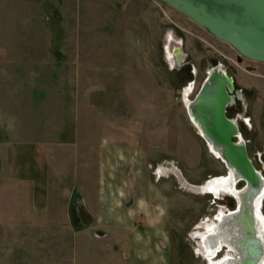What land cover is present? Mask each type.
Returning <instances> with one entry per match:
<instances>
[{"label": "rangeland", "instance_id": "1", "mask_svg": "<svg viewBox=\"0 0 264 264\" xmlns=\"http://www.w3.org/2000/svg\"><path fill=\"white\" fill-rule=\"evenodd\" d=\"M172 37L187 52L182 70L164 49ZM214 63L243 90L228 113L264 174V62L162 0H0V150L39 141L51 158L50 200L39 206L32 183L9 177L0 157V264H106L111 250L115 264H129L125 240L134 227L153 235L150 264H209L194 233L236 200L201 192L229 169L191 121L185 92L190 87L193 99ZM112 125L133 133L128 154L102 149L117 130ZM63 133L69 144L81 134L96 153L81 157L73 144L55 149ZM105 170L104 206L114 201V220L80 228L73 203L79 191L71 195L67 186L79 178L94 196ZM97 229L109 236H92Z\"/></svg>", "mask_w": 264, "mask_h": 264}, {"label": "water", "instance_id": "2", "mask_svg": "<svg viewBox=\"0 0 264 264\" xmlns=\"http://www.w3.org/2000/svg\"><path fill=\"white\" fill-rule=\"evenodd\" d=\"M162 1L228 42L241 55L264 62V0ZM234 91L243 96L235 88L233 76L222 63H217L210 67L188 106L191 121L209 147L220 152L237 182L244 181L236 207L223 215L219 231L210 235L209 246L216 256L220 237H224L237 250V257L224 255L217 264H263L264 227L256 199L264 195V174L251 158L238 122L227 113L229 104L236 98ZM77 209L82 224L91 225L94 216L82 201Z\"/></svg>", "mask_w": 264, "mask_h": 264}, {"label": "crops", "instance_id": "3", "mask_svg": "<svg viewBox=\"0 0 264 264\" xmlns=\"http://www.w3.org/2000/svg\"><path fill=\"white\" fill-rule=\"evenodd\" d=\"M111 122H112L111 124L114 123L113 121ZM112 127L117 130L114 133L110 134L111 136H108L105 147L103 146V143L101 144L102 149L106 151V154H109L110 151L117 152L119 153V155L128 154V150H129V146H128L129 139L128 138L131 134L133 135V133L129 130L121 131V129L117 126L112 125ZM66 139H67L66 135L63 133L58 139L62 142L52 143V145H55L54 146L56 147L55 149L57 148L64 149V147H66L67 144L70 146L73 144L75 146L73 145L72 146L74 147V149H76L77 152L78 151L80 152L79 155H81V157L91 155L92 151L96 153L97 149L95 150L94 146H92V148H90L89 150V145L87 146L86 144L88 143V141L84 140L81 134H79L78 137L74 136L72 140L77 139L78 141L72 142V144L65 142ZM45 146L46 145H44L43 142H39V141H33V142H27V143L14 141V142H8L6 147L0 150L1 162H4L5 164L7 175L13 178L14 180H18L21 182L24 180H29L32 183V193H33L34 202L36 203V205H39V206L48 205L49 200H50L48 190L50 189L49 172H50L51 158H50V155L47 153V151L44 149ZM102 149L99 153V156L100 154L102 155L105 154L104 150ZM2 158L4 160H2ZM90 164L88 165V161H87L85 164H83V168L88 169V167H91ZM105 180L106 181L109 180L107 178L106 170L103 171V175L100 179V184H102V188L100 187L101 188L100 189L98 188V186H95V192H97L96 187L99 190H98L97 195L94 192V196L88 190V187L84 188L80 186L79 178L74 179L73 185H68L67 189H69V192L71 195H72V189L79 191V194H78L79 196H77L78 198L76 199V201H73V203L75 202V211H76L77 201H82L83 204L87 207V209H89V211L93 214L94 216L93 223L97 221L98 224L101 225L102 223H106L107 221H109L108 222V226H109L114 220L112 216L115 214V212L113 211V208L115 206H113L114 205L113 200L109 204V206L107 205L104 206V202H105L104 194H106L105 187L107 186ZM124 181L127 183L126 180ZM79 187H80V190L78 189ZM84 192H88L89 195L87 196ZM59 198L60 196H58V194H55L53 196L52 202L53 203L58 202ZM71 203H72V200L69 197L67 201V214H68L69 220H71L70 218L71 217ZM103 208L105 209V212ZM85 227L86 226L82 225L80 228H85ZM88 232L86 233L88 234ZM98 232L100 233V234H97L98 239L106 238L109 236L107 229H103V230L97 229L95 232H92V233L89 232V234L91 233L92 236L96 237L95 234ZM128 232L131 235V237L127 236L125 240V247L128 250L127 254H129V251L131 253V257L129 256V264H150L151 262L150 256L153 254L152 253L153 252L152 250L153 249V246H152L153 235L151 236L150 232L148 234L147 231L145 232L142 229H140V231L136 230L135 227L132 228L131 230H128ZM107 247L110 248L108 249V252L109 250L113 249V245H107ZM95 253H97L96 256L100 257V254H98V251H95ZM116 253H117V250H114V251L111 250L108 253V255L109 256L111 255V256H110V259H108V262L106 264H115L112 256L115 255ZM154 261L155 259H153V262Z\"/></svg>", "mask_w": 264, "mask_h": 264}, {"label": "bare ground", "instance_id": "4", "mask_svg": "<svg viewBox=\"0 0 264 264\" xmlns=\"http://www.w3.org/2000/svg\"><path fill=\"white\" fill-rule=\"evenodd\" d=\"M182 50H183V47H182ZM168 54H169V56H171L172 52H170L168 50ZM191 89H192V87H191ZM188 90H190V87L188 88ZM188 90H186V92H185V100H186L187 108L189 106V103L192 100V99L188 100L189 99V91ZM236 121L238 122V124L240 126L239 120L236 119ZM241 138L245 139L243 134L241 135ZM210 149L215 154V156L220 158L224 162V164L226 165L225 161L223 160V157L220 155V152L217 151L216 149H214L213 147ZM160 169L158 170L159 172H161ZM199 187L202 190L201 192H204V193H209V192L211 193L212 192L214 195L218 196V194H222L223 192H226L227 194H231L233 197L238 198L239 197L238 191L241 189L242 186L241 187L238 186L236 178L234 177L233 173L229 169V172H227L226 174L215 176V178L210 180L207 184H205L203 186H199ZM263 196H260L256 199V204H257V207L259 210L258 211L259 217H261L262 226L264 227V213L262 211V207L260 206V204L263 202L262 201ZM230 210H232V209H226V210L220 209V211H218V214L216 213L215 217H212V218L208 217L205 221L202 222V227L204 228V230L202 232L196 231V233H194V235L195 234L200 235L201 244H202V247L204 248V249H202L203 254L206 257V259L209 261V264H217L222 259L220 256L217 258L215 256L214 252H212V250H210L211 248L209 245L212 243V238L210 237V235L213 232L217 233L219 231L220 226H221L220 222L222 221L223 215H225ZM198 227H201V225H199ZM263 234H264V232H263ZM208 237H210L211 239L210 238L208 239ZM198 238H199V236H198ZM220 239H221V241H220L221 246H220L219 250H221L223 245H225V247H227L229 249L228 254H226L225 257H228V256H236L237 257V254H236L237 250L234 247V245H232L231 243H228V241L224 237H220ZM222 249L224 250V247ZM263 264H264V262H263Z\"/></svg>", "mask_w": 264, "mask_h": 264}, {"label": "flooded vegetation", "instance_id": "5", "mask_svg": "<svg viewBox=\"0 0 264 264\" xmlns=\"http://www.w3.org/2000/svg\"><path fill=\"white\" fill-rule=\"evenodd\" d=\"M169 41H167V44L164 46V49H166V50H171V52H172V55L170 56V58H171V60L175 63V65H176V68L177 69H179V70H182L184 67H185V65H186V61H187V52L185 53V51H184V48H183V53H182V55H181V51H180V49L177 47V46H181V47H183V42H182V40H177V39H175L174 37H172L171 39H168ZM171 40V41H170ZM177 47V48H176ZM228 71V70H227ZM192 72H193V70H192ZM235 80V79H234ZM235 88H236V85H235ZM237 90H240V89H238V88H236ZM241 91V93L243 94V96L242 97H239L237 94V91L235 92H233V94H235L236 95V98H235V101H233L231 104H229V106H228V108H227V113L229 112V107L231 106V105H234L235 103H237V101L238 100H241V98H243L244 97V93H243V90H240ZM228 115H229V113H228ZM230 116V115H229ZM233 118V117H232ZM234 119H236V118H234ZM240 130H241V128H240ZM153 172H154V175H155V178L157 177L158 179H160L161 178V176L162 175H160V174H158L157 173V168L156 169H154V167H153ZM157 175H159V176H157ZM157 179V180H158ZM241 182L242 183H244V181H238V184H241ZM228 196H232L231 194H228ZM223 198H225V197H223ZM222 198V199H223ZM234 199L236 200V197H234ZM81 201H77V203H76V213H77V216H78V218H79V215H78V204L80 203ZM135 200L133 199V201L130 203V204H132V203H134L135 204ZM217 201L215 200V203H216ZM129 204V205H130ZM236 204H237V200H236ZM213 214V213H212ZM215 217V216H214ZM79 221H80V223L82 224V222H81V220L79 219ZM83 225V224H82ZM198 243V242H197ZM223 247H225V245H223L222 246V248ZM222 248H221V250H222ZM227 247H225V249H226ZM219 254V253H218Z\"/></svg>", "mask_w": 264, "mask_h": 264}]
</instances>
